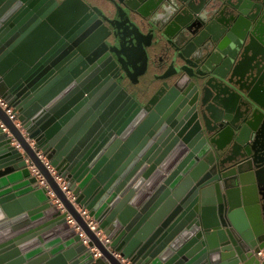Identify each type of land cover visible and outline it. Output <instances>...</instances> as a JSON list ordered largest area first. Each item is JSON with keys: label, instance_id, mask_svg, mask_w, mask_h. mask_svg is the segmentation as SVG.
I'll use <instances>...</instances> for the list:
<instances>
[{"label": "water", "instance_id": "obj_1", "mask_svg": "<svg viewBox=\"0 0 264 264\" xmlns=\"http://www.w3.org/2000/svg\"><path fill=\"white\" fill-rule=\"evenodd\" d=\"M0 98V264H264V0H0Z\"/></svg>", "mask_w": 264, "mask_h": 264}, {"label": "crops", "instance_id": "obj_2", "mask_svg": "<svg viewBox=\"0 0 264 264\" xmlns=\"http://www.w3.org/2000/svg\"><path fill=\"white\" fill-rule=\"evenodd\" d=\"M112 41L114 56L124 73L134 81L147 79L153 65L154 55L146 46L147 39L142 37V33L124 25L120 34Z\"/></svg>", "mask_w": 264, "mask_h": 264}, {"label": "built area", "instance_id": "obj_3", "mask_svg": "<svg viewBox=\"0 0 264 264\" xmlns=\"http://www.w3.org/2000/svg\"><path fill=\"white\" fill-rule=\"evenodd\" d=\"M0 105H1L2 108L6 111V113L9 115V117H10L11 119H13V120L16 119V112H15L14 107L11 106V105H9L5 99L0 98ZM39 156L42 157V155H39ZM42 158H43V157H42ZM45 164L47 165V167H48L50 170H52L51 166L49 165V163H48L47 161H45ZM33 171H34L35 174H38V175H39V182H40V184H41V185H47V182H46L45 178L39 173V171H38L36 168H34ZM61 186H62V189H63L64 191L68 192V188L66 187L65 183H62ZM69 196H70V198H71L72 200H74V197H73L71 194H70ZM80 212H81V214H82L83 216H85L86 221L88 222V225L90 226V228H91V229H92V230H93L98 236L102 235L103 232H102V230H100V229L98 228V223H97V221H96L93 217H89V214H88L89 212H88V210L85 209V208H83V209H80ZM71 222L73 223L72 220H71ZM87 241H88V240L86 239V242H87ZM99 255H100V252H98V250H97V251H96V256H99ZM259 255H263V256H264V251H263V250L260 251V252H259ZM126 264H130V263H129V262H126Z\"/></svg>", "mask_w": 264, "mask_h": 264}]
</instances>
